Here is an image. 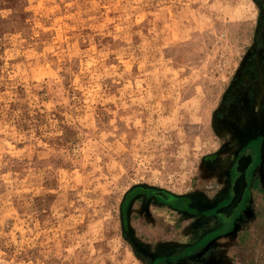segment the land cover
<instances>
[{
    "label": "rangeland",
    "instance_id": "rangeland-1",
    "mask_svg": "<svg viewBox=\"0 0 264 264\" xmlns=\"http://www.w3.org/2000/svg\"><path fill=\"white\" fill-rule=\"evenodd\" d=\"M263 128L264 0H0V264H264L262 182L213 245L215 219L124 214L215 206Z\"/></svg>",
    "mask_w": 264,
    "mask_h": 264
},
{
    "label": "flooded vegetation",
    "instance_id": "flooded-vegetation-1",
    "mask_svg": "<svg viewBox=\"0 0 264 264\" xmlns=\"http://www.w3.org/2000/svg\"><path fill=\"white\" fill-rule=\"evenodd\" d=\"M263 166L264 128L249 135L248 143L240 150L237 164L230 175L228 194L222 197L215 206L207 207L197 200V197L193 196H171L173 201L167 202L166 199L170 196L165 192L140 188L133 191L126 199L124 209L126 221L128 215L130 216L129 204L131 200L142 199L144 207L155 201L157 204L168 206L171 210L180 212L183 216L196 215L198 223L207 220V218L215 219L218 223L217 228L213 229L215 232L213 231L207 237H210L212 245L217 242L220 243L221 239L229 238L233 233L239 232L243 224L247 222L246 216L250 213L249 201L251 192L259 182L264 183ZM157 193L163 195V198L159 197ZM203 237H205V234H203ZM188 245L182 246L180 250L173 248L164 252L162 256H172L171 258L174 259V261H166L167 264H178V258L184 257L186 255L184 252L189 250L190 245Z\"/></svg>",
    "mask_w": 264,
    "mask_h": 264
}]
</instances>
